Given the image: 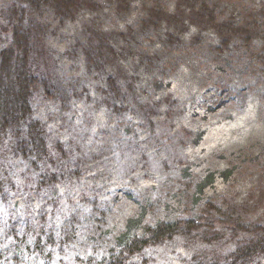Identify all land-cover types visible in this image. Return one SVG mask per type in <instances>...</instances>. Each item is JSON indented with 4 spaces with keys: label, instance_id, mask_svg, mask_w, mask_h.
<instances>
[{
    "label": "rangeland",
    "instance_id": "rangeland-1",
    "mask_svg": "<svg viewBox=\"0 0 264 264\" xmlns=\"http://www.w3.org/2000/svg\"><path fill=\"white\" fill-rule=\"evenodd\" d=\"M92 1L95 7L83 9L78 17L65 23H58L51 10L43 12L47 21L55 22L49 31V44L57 68L66 78L74 76L79 94L73 92L67 100L59 94L51 96L42 81L33 98L34 116L46 122L50 144L62 143L68 152L66 161L81 170L80 178L73 183L55 182L53 193L67 195L66 184H72L83 212L88 208L83 195L88 192L99 194L109 212L106 223L99 229L89 228L81 238L86 240L84 246L90 252L97 250L106 255L112 245L122 248L126 237L144 235L147 225L181 215L196 216L209 200L233 196L239 201L245 198L253 211L250 217L264 222V61L252 59L238 40L225 51L217 50L213 45L216 25L203 27L187 19L184 33L173 37L166 34L164 24L145 26L141 22L144 6L154 0ZM158 1L166 10L180 6L186 14L193 11L181 0ZM11 2L0 0V10ZM192 3L195 10H214L216 22L224 20L230 9L251 14L264 6V0ZM85 24L115 32L113 43L131 51L126 56L128 64L144 73L138 87L142 100L161 101L163 114L159 119H166L167 111H171V118L159 127L179 131L185 138L183 164L172 162L171 150H160L131 111L113 113L111 107L99 104L96 87L104 84V68L94 63L90 68L86 65ZM3 43L0 34V47ZM260 45V40L253 43L256 50ZM251 61L254 71L251 65L248 69ZM17 91L13 89L14 94ZM117 142L132 144L131 161L126 162L121 150L116 149ZM4 162L8 173L15 177L14 183H22L20 173L28 170L30 161L11 153L0 156V167ZM46 192L52 190H35L32 194L18 190L10 195L23 215L28 211L27 199L40 214ZM66 201L71 204L69 198ZM172 247L177 253H168L161 262L171 246L150 245L145 254L157 248L156 264H184L180 255L191 258L183 245ZM80 251L72 250L54 263L82 264L78 258L88 251ZM128 262L142 264V258L134 254ZM0 264L43 263L38 255L0 230ZM251 264H264V255Z\"/></svg>",
    "mask_w": 264,
    "mask_h": 264
},
{
    "label": "trees",
    "instance_id": "trees-1",
    "mask_svg": "<svg viewBox=\"0 0 264 264\" xmlns=\"http://www.w3.org/2000/svg\"><path fill=\"white\" fill-rule=\"evenodd\" d=\"M181 1L192 6L193 11L186 14L180 6L169 11L158 0H154L144 6L141 22L145 26L164 24L169 37L183 34L187 28V19L203 27L216 25L223 44L239 37L242 43L250 46L252 40L263 33L264 6L249 14L248 21L246 18L238 21L232 13L216 22L214 10H195L192 0ZM95 6L92 0H12L0 10V34L4 36V43L0 47V156L12 153L30 161L29 171L20 173L22 183L19 185L14 183L15 177L8 173L7 162L2 164L1 201H5L11 191L23 190L24 194L28 191L31 193L33 189H40L39 192L51 191L57 181L73 183L80 178V168L66 161L68 152L63 149V144H50L51 133L46 122L34 116L33 98L42 81L49 87L51 96L59 94L63 100H67L73 92L79 94L74 76L66 78L57 68L49 44V31L55 22L44 18V10H51L58 23H65L68 19L78 17L83 9ZM84 33L87 39L83 45L86 65L90 68L94 63L95 67L104 68V84L96 87L99 104L111 107L113 113L131 111L143 122L149 138L160 150H171L174 158L172 162L183 163L184 137L179 131L171 132L165 127H159L171 118V111H167V118L159 119L162 114L161 101L142 100L138 87L142 85L144 73L134 70L128 64L126 56L131 51L127 48L121 50L113 43L115 32L85 24ZM258 53L264 61V46L258 49ZM251 66L254 69L253 63ZM15 88L18 90L16 94L13 92ZM129 100L132 104H127ZM116 149L119 152L121 150L126 162L132 160V144L120 145L117 142ZM28 183L35 187L25 191L24 186ZM66 188L69 189L67 195L54 194L58 197L50 198L42 204L37 223H33L34 209L29 199L28 211L24 215L15 208L12 211L9 202L0 204V228L7 229V235L16 236L26 248L29 246L37 250L51 264L61 260L60 257L69 256L70 251L76 248L90 250L84 246L86 240L80 242L81 238L89 228L99 229L109 219L106 204L99 194L88 192L83 195L86 196L88 206L83 212L75 195V186L66 184ZM49 194L45 193L44 201ZM67 198L71 204L66 201ZM2 205L11 209V213L1 211ZM252 213L245 198L242 201L237 196L228 200H209L196 216L181 215L174 220L147 225L144 235L126 237L122 248L112 245L106 255L93 250L91 255L79 256V259L82 264H129L128 260L137 254L142 258L141 263L147 264L155 262L154 255L157 253L155 248L151 255L145 254L150 245H169L171 250L168 254L177 253L172 246L180 244L192 254L191 258L180 255L186 264H251L264 255V222L261 219L253 220L250 217Z\"/></svg>",
    "mask_w": 264,
    "mask_h": 264
}]
</instances>
